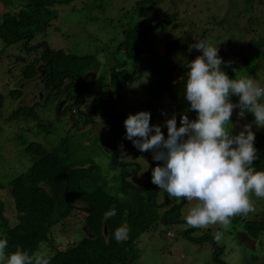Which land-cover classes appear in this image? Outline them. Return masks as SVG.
Listing matches in <instances>:
<instances>
[{
    "label": "trees",
    "instance_id": "obj_1",
    "mask_svg": "<svg viewBox=\"0 0 264 264\" xmlns=\"http://www.w3.org/2000/svg\"><path fill=\"white\" fill-rule=\"evenodd\" d=\"M70 1L0 0L3 5V11H0V39L3 42V46L0 47V55L5 45L16 41L25 40L26 44L23 48L21 47L23 51L30 49L33 51L37 47H42L40 53L33 57L34 61L28 63L22 61L21 64L22 70H24L23 77H34L37 82L43 85L41 92L43 98L41 99V95H38V99L33 104L15 105L16 107L12 108L9 116L15 117L13 120L24 117L30 119L31 122L34 121L33 125L27 124L25 127L27 130L34 128L39 132L45 130L46 133H49L50 128L44 126L41 117L43 112L37 106L42 107L43 110L45 105L52 108L58 98L66 99V96L67 99L70 96L71 99L81 103L86 100L84 97L86 90L89 91L87 92L89 95H92V103L89 104L88 110L79 108L82 114L80 119H72L76 122L82 121L84 125L88 124L90 128H93L96 121L94 120L96 106L93 104L99 103L101 112L110 113L107 108L121 101L128 85L147 72V67L144 64L149 53L148 47L150 53H157L154 49L155 45L150 42L158 34H162V30H167L166 25L170 24L175 16L173 13H165L156 18L153 15L145 14L146 17L148 16L146 26H141L136 22L124 26L122 36L115 49L111 51L110 57L108 55L104 57L102 69L98 74V68L101 66L99 64L95 66L94 56L65 54L60 50L53 51L43 39L45 34L41 35L40 33L50 25L51 20L56 16L55 7ZM157 1H138L137 8L141 13H144L146 10L152 9ZM140 3L148 4L144 5L147 9ZM12 4L14 9L11 8ZM227 9V13L215 20V23L229 32L227 40H224L219 34V41L215 44L222 60L231 62L228 65L222 64V70L228 74L230 79L242 75H249L253 79H257L258 70L264 66V0H236L230 3ZM241 23L243 24L241 25ZM207 29L205 30L208 31ZM246 33L248 36H245ZM38 34L39 37H42L41 40L27 47L28 43L33 41ZM199 39L207 41L209 44L212 43L204 35H199ZM195 40L196 37L191 31L172 35L167 38L164 44V55L173 51L187 52ZM191 51L195 52V49ZM193 55V52L188 55L190 60L195 58ZM59 61H65V64L60 65ZM91 69L93 74H98L95 81H90L92 78L87 77ZM156 76L158 75L154 73L152 79L154 80ZM64 78L69 79L70 82L62 85ZM186 81L187 73H184L170 79L169 83L163 87V93L165 92L169 101L167 103L174 111L189 109V102L184 97ZM78 85L77 89L71 90L72 86ZM93 85L94 88H91ZM19 89L10 90L9 95L13 98L20 96L21 93L15 92ZM0 96L2 98L3 95L0 94ZM231 100L236 103L238 97L232 96ZM68 109V106L64 107L62 115L67 113ZM75 110L73 113L77 112ZM56 118L60 120L61 116ZM120 118V115H117L114 121L112 119L107 121L105 125L107 130L110 131L119 125ZM72 123L74 126L75 123ZM119 129L121 130V128ZM84 132L79 131V134ZM162 132L167 137V130ZM76 136V132L66 131L58 140H55L51 147L40 142L33 143V141L26 145L31 164L26 170L19 172L8 181L9 193L16 210L14 222H9L4 215L5 203L0 199V236L6 237L9 241L6 253L19 249L35 254L40 244L46 245L47 248L54 246L51 237L52 227L67 218L73 209L78 207L93 216L96 230L83 225L81 238L65 242L64 247L62 245L59 248L55 247V251L50 253V264H133L138 255L139 245L137 243L140 234L149 227L147 226L149 221L141 225L140 217L143 213L147 218L149 217L148 211L154 207L150 199L151 196L144 197L136 195L135 192L133 194L126 192L124 198L120 199L100 185L87 188L86 185L93 183L89 175L96 171L97 166L90 164L93 159L76 160L71 156V148H76L81 142L77 140ZM254 146L259 157L253 162L254 167L258 171L264 170V133L255 135ZM112 160L117 163L116 155L112 156ZM161 163L154 161L151 157L149 171L143 182L145 189L151 186L154 191L156 190L157 186L151 182V174L152 169ZM123 176L121 178V174L120 177L116 175V179L118 182L121 178V185L126 188L127 183L123 181ZM122 190L126 191L124 188ZM175 206L164 212L165 223L181 220L180 213L175 211L177 209ZM112 207H115L117 215L105 221L104 213ZM170 213L174 214L171 216ZM241 218L243 216H236L235 219L242 222L243 228L248 230L250 235L253 237L264 236L262 215L259 219L257 217L241 221ZM122 224L129 227L128 238L118 243L113 233ZM185 230L182 231V236L191 241L197 243L210 241L208 235L189 237Z\"/></svg>",
    "mask_w": 264,
    "mask_h": 264
},
{
    "label": "rangeland",
    "instance_id": "obj_2",
    "mask_svg": "<svg viewBox=\"0 0 264 264\" xmlns=\"http://www.w3.org/2000/svg\"><path fill=\"white\" fill-rule=\"evenodd\" d=\"M138 1L142 0H71L68 3L57 5L55 7L56 16L51 20L50 25L40 31L41 35L45 34L43 39L53 51L60 50L65 54L94 56L95 66L97 64L101 66L98 68L99 74L103 66L102 61L105 60L104 57L106 55L110 57L111 51L115 49L122 36L124 26L131 25L132 22L146 26L147 18L150 15L159 18L165 13L175 14L173 21L166 25L167 30H162V34H158L154 40H151L150 43L155 45L154 49L157 53H150L148 47L149 53L144 64L147 67V72L128 85L122 100L107 108L109 114L100 111L99 103L93 104L96 106L94 116L96 121L93 128H90L88 124L84 125L82 121L76 122L72 119H80L82 114L79 108L88 110L89 104L92 103V95H89L87 90L84 91L87 101L79 103L73 98L67 100V103H70L69 109L64 115H60V120L56 118L58 115L55 113V104L52 105V108L45 105V111L42 107L37 106L43 112L41 117L44 126L50 128L49 133H46L45 130L39 132L34 128L25 129L27 124L33 125L34 121L31 122L30 119L23 117L14 119L16 120L14 121L15 117H9L12 108L16 107L15 105L33 104L38 99L39 93L42 92L43 85L37 82L34 77H23L24 70H22L21 64L22 61L24 63L34 61L33 57L40 53V49L37 47L33 51L32 49L23 51L25 40L5 45L0 55V94L3 95L2 98L0 96V199L5 203L4 215L9 222L15 221L16 210L9 193L8 181L19 172L26 170L31 164L26 145L33 141V143L40 142L51 147L55 140H58L66 131H74L77 134V140L81 142L76 148H71V156L76 160L93 159L90 164L97 166L96 171L89 175L93 183L86 185L87 188L100 185L120 199L124 198L126 192L129 194L135 192L136 195L144 197L151 196L150 199L154 207L148 211L149 217L147 218L144 213L140 217L141 225L149 221L147 223L149 227L140 234L137 243L139 245L138 255L133 264H264V262L260 263L262 255L259 246L253 249L252 245L249 248H239L235 245L236 238L233 236V230L243 226L242 222L235 219L236 216L231 219L227 230L222 229L218 224L210 225L207 228L189 227L185 217L189 209L196 203L195 200L187 201L184 198L171 197L158 186L155 191L151 186L145 189L143 182L148 174L153 153L151 151L141 152L133 146L131 141L125 139L123 124L129 114H135L138 111L150 112V125H160L162 131L167 130L165 121L173 114L176 115L177 126H180L181 114H186L191 120L196 119L195 111L190 109L174 111L167 103L169 101L165 92L163 93V87L169 83L170 79L187 73L188 69L185 65L191 61L188 56L191 52L195 57L201 53L195 49V52L173 51L164 55V44L167 38L172 35L187 31H191L196 37L193 44L200 41L199 35L210 39L212 41L210 44L213 46H216V42L219 41V34L224 40H227L229 32L215 23V20L227 13L228 5L236 0H158L152 9L146 10L144 13L138 10ZM140 5L147 9L144 5L148 4L140 3ZM11 8L14 9L13 4ZM2 9L3 5L0 3V11H3ZM145 14L148 16L146 17ZM206 28L208 31L205 30ZM245 36L248 34L246 33ZM41 38L38 34L33 41L28 43L27 47L40 41ZM2 46L3 42L0 39V47ZM58 64L64 65L65 61H59ZM154 73L158 76L153 80ZM257 73L259 76L254 80L264 86V66ZM98 74H93L91 69L87 77L93 79L90 81H95ZM68 82L70 80L64 78L62 85ZM78 87L79 85L72 86L71 90ZM14 88H20L19 91H15L21 93L16 98L9 95V91ZM91 88H94V85ZM74 109H76V113H73ZM237 111L238 109H234L230 118L234 125L233 134L238 133L243 124H251L254 120L251 113H246L245 117L240 119L236 115ZM117 115L121 117L119 125L110 131L107 130L108 128L105 127L107 121H111V119L114 121ZM71 120L75 123L74 126H72ZM115 130L117 132H111ZM252 130L255 135L264 133V127L256 128L253 125ZM79 131L85 132L79 134ZM120 145H123V150ZM114 155H116L117 163L112 160ZM118 161L120 162L118 163ZM120 174L121 178L124 175L123 181L128 184V186L126 184V188L122 187L121 178L117 182L116 175L120 177ZM252 199L255 210L247 216H243L241 221H245L246 218L250 219L252 216L259 219L261 215L264 219V198H256L253 195ZM174 206L177 208L175 211L180 213L181 220L165 223L164 212ZM152 214H154L153 217ZM170 214L172 216L174 213ZM83 225L96 230L93 216L85 213L81 208L75 207L67 218L52 227L51 237L54 246L49 247L50 249L47 248L49 253L54 252L55 247L59 248L61 245L64 247L67 241H76L81 238ZM184 229L189 237L208 235L210 241L204 243L191 241L182 236ZM218 231L222 232L219 239L216 238ZM41 245L36 250L37 252L40 251Z\"/></svg>",
    "mask_w": 264,
    "mask_h": 264
},
{
    "label": "clouds",
    "instance_id": "obj_3",
    "mask_svg": "<svg viewBox=\"0 0 264 264\" xmlns=\"http://www.w3.org/2000/svg\"><path fill=\"white\" fill-rule=\"evenodd\" d=\"M192 49L201 54L185 65L184 97L196 119L181 114L177 127L173 114L165 121V137L160 125H150V112L138 111L123 121L125 139L141 152L151 151L152 159L162 162L152 169L154 185L171 197L196 201L185 217L189 227L218 224L227 230L233 217L247 216L255 210L253 195L264 198V170L254 167L259 157L252 130L253 125L264 127V86L249 75L230 79L221 65L231 62L222 60L217 45L200 40L189 46V51ZM232 96L238 97L236 103ZM234 109H238L240 119L246 113L254 117L236 134H232L234 125L230 121ZM120 148L123 150V145ZM116 215L112 207L103 218L107 221ZM128 233L129 227L122 224L113 235L119 243L128 238ZM221 235L218 231L216 238ZM8 245V239L0 236V264H50L46 245L42 244L35 254L19 249L6 253Z\"/></svg>",
    "mask_w": 264,
    "mask_h": 264
},
{
    "label": "flooded vegetation",
    "instance_id": "obj_4",
    "mask_svg": "<svg viewBox=\"0 0 264 264\" xmlns=\"http://www.w3.org/2000/svg\"><path fill=\"white\" fill-rule=\"evenodd\" d=\"M39 95L41 94L39 93ZM66 99H67V96H66ZM70 99L71 97L69 96L67 100L69 101ZM67 100H66V103H67ZM69 104L70 103H67L66 106H68ZM254 218H257V217L252 216L250 219H254ZM233 234H234L233 236L236 238L235 245H237L239 248H243V247L249 248L247 246H250V244H252L250 239H254L255 240V242H253L254 249H256L258 246L261 249V255H262L261 261L262 262L260 263L264 262V236L260 235L258 237H253L252 235L249 234L248 230L243 228V226L236 228V229L234 228Z\"/></svg>",
    "mask_w": 264,
    "mask_h": 264
},
{
    "label": "water",
    "instance_id": "obj_5",
    "mask_svg": "<svg viewBox=\"0 0 264 264\" xmlns=\"http://www.w3.org/2000/svg\"><path fill=\"white\" fill-rule=\"evenodd\" d=\"M66 105V99L65 98H58L56 103H55V113L59 116L63 113V109ZM250 239V238H249ZM251 240V243L250 245H252V248L254 249V246H253V242H255L254 239H250ZM247 247H251V246H247Z\"/></svg>",
    "mask_w": 264,
    "mask_h": 264
}]
</instances>
